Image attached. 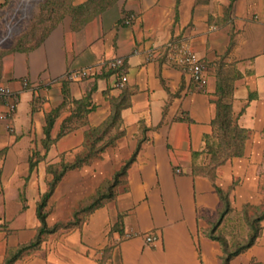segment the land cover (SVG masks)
I'll list each match as a JSON object with an SVG mask.
<instances>
[{
	"label": "crops",
	"instance_id": "1",
	"mask_svg": "<svg viewBox=\"0 0 264 264\" xmlns=\"http://www.w3.org/2000/svg\"><path fill=\"white\" fill-rule=\"evenodd\" d=\"M170 45L197 54L206 67L204 89L183 67L168 63ZM25 49L0 57V86L14 92L0 97V264L8 248L37 233L47 167L72 163L85 133L112 114L111 102L124 89L109 63L119 58L131 92L120 115L123 135L66 174L48 208H72L145 138L125 184L80 229L61 233L16 264H224L222 245L210 236L231 241L244 207L264 202V0H118L83 25L64 15L38 45ZM88 67L92 76L68 78ZM220 67L238 76L226 101L248 139L243 155L218 167L213 181L195 169L211 161L207 148L215 141ZM66 98L46 147L47 117ZM85 99L77 111L75 102ZM32 161L38 165L30 172ZM218 188L229 192L232 210L216 227L224 208ZM261 226L256 243L230 264H264V220ZM147 235L156 237L153 245L146 244Z\"/></svg>",
	"mask_w": 264,
	"mask_h": 264
},
{
	"label": "trees",
	"instance_id": "2",
	"mask_svg": "<svg viewBox=\"0 0 264 264\" xmlns=\"http://www.w3.org/2000/svg\"><path fill=\"white\" fill-rule=\"evenodd\" d=\"M77 0H69L68 2H63L62 5L65 7L64 15H71L73 17L74 23L77 25L86 24L91 18L102 13L106 9L115 5L118 0H85L83 3L75 4ZM54 27V26H53ZM52 27V28H53ZM51 29L49 30V32ZM38 45V43L36 44ZM15 50H27L22 47H18ZM124 67V66H123ZM122 68L112 69L117 75L123 70ZM218 77V88L217 96L218 100L217 105V115L213 121V126L215 129V140L216 142H208V153L211 156V161L207 166H201L195 169L196 172L208 176L211 180L216 178V170L221 165L228 162L234 157H240L244 153L245 143L248 139V131L244 128H241L234 118L232 105L226 100L233 98L234 93V83L238 76H229L220 67L217 71ZM123 88L124 92L121 97L117 100H112V114L109 118L101 124L99 127L91 128L85 133V141L83 144L82 150L75 156V159L72 163H67L62 161L60 164H53L47 167V174L50 176L48 180V190L45 194L42 195L41 199L37 203L36 215L40 222L39 227L37 228V233L32 241L26 244H21L16 248H8L4 262L2 264H16L17 261L21 260L27 255H30L34 252H37L41 249L43 242L46 240V237L52 234H55L62 228L76 227L78 222L74 220L70 223L64 225L58 223L54 226H49L47 223L48 212L47 208L49 201L53 196L57 186L63 180L65 175L76 169H80L83 166L89 164L92 160L100 157L109 147L114 146L117 143V140L122 137L123 131L121 130V111L130 104L131 92ZM67 96V92H65ZM85 100L76 101L77 111L82 112L81 109L85 107ZM67 105V98L64 104L60 107V110L52 111L47 117V140L46 147L51 143L49 140V132L52 129L55 120L57 119L60 111ZM76 120V116L70 119L68 124H71ZM68 128L66 125L62 128L60 135L65 133V129ZM70 128V127H69ZM147 129H144V132ZM145 138H142L138 141V145L132 154V156L123 164L121 169L114 175L115 179L124 174L126 177L127 171L130 166L136 160V157L141 149L142 143ZM37 162H31L30 172H33L37 167ZM218 193L224 204V208L221 212L220 219L216 227L223 221L225 216L232 210L231 202L229 198V192H224L218 188ZM111 198V194L107 195L102 191H98L91 202L81 205L79 208H82L78 212H85L87 215L93 213L97 209L103 207L107 203V199ZM249 205L244 207L243 216L244 222L247 224L248 232L247 238L245 241L239 240L237 236L229 241L225 236H210L211 238L218 240L222 245L223 250V261L224 264H230L231 260L243 253L244 251L251 248L259 237L262 226L261 222L264 220V211H261L259 216L251 217L248 215V210L250 209ZM259 208H255L258 210ZM214 228L213 232L216 230ZM235 245L236 248L232 246Z\"/></svg>",
	"mask_w": 264,
	"mask_h": 264
},
{
	"label": "rangeland",
	"instance_id": "3",
	"mask_svg": "<svg viewBox=\"0 0 264 264\" xmlns=\"http://www.w3.org/2000/svg\"><path fill=\"white\" fill-rule=\"evenodd\" d=\"M68 1L10 0L2 4L0 6V57L4 53L15 50L18 47L29 48L36 45L64 16L65 7L62 3ZM122 166H119L117 169L114 168L110 177L97 181L94 191L89 195H81L72 208H60V212H56V208H47V223L49 226L52 227L58 223L66 225L71 221L74 222V220L78 222V225L76 227L62 228L55 234L47 236L42 245L48 244L55 237L60 238L61 233H70L80 229L92 213L87 215L85 212H79L76 215V212L82 209L79 208L81 205L91 202V199L99 190L107 195L111 194V198L107 199V203L115 200L120 188L125 184L124 174L117 179L114 177ZM87 192L88 189L82 191V193ZM249 208L247 216L249 214L251 217L259 216L260 212L264 211V202L258 206H251ZM255 208L259 209L255 210ZM236 224L238 228L235 227V236L239 240L245 241L248 236L246 222L240 219ZM232 247L236 248L235 245Z\"/></svg>",
	"mask_w": 264,
	"mask_h": 264
},
{
	"label": "built area",
	"instance_id": "4",
	"mask_svg": "<svg viewBox=\"0 0 264 264\" xmlns=\"http://www.w3.org/2000/svg\"><path fill=\"white\" fill-rule=\"evenodd\" d=\"M168 63L173 65H178L183 67L188 74L192 77V79L196 82L197 86L200 89H204L207 83V79L205 77L206 67L197 56V54L186 45H170L167 54ZM124 66L123 59H116L109 63V67L112 69L122 68ZM95 70L92 67L84 68L69 74L68 78L70 80H80L85 79L94 74ZM128 82L127 74L124 70L119 73V80L117 83L118 88L123 89ZM28 85L27 82H24V86ZM14 92L5 86H0V97L8 98L13 96ZM15 110V106L12 105L7 118H10L12 113ZM179 172V170H178ZM133 234H126L125 238H132ZM145 241L147 245H153L156 241V237L153 235L145 236Z\"/></svg>",
	"mask_w": 264,
	"mask_h": 264
}]
</instances>
